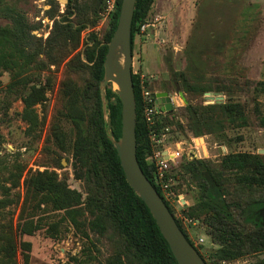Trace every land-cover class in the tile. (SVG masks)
<instances>
[{
    "label": "trees",
    "instance_id": "obj_1",
    "mask_svg": "<svg viewBox=\"0 0 264 264\" xmlns=\"http://www.w3.org/2000/svg\"><path fill=\"white\" fill-rule=\"evenodd\" d=\"M120 1L117 0V8L102 37L97 39L90 35L85 49L79 52L80 33L95 25L103 0H68L64 11L58 14L50 11L48 18L52 19V26L45 39L32 33L39 25L31 24L22 8L8 0H0V19L6 21L0 24V75L9 73V90L19 92L23 102L20 117L27 123V134H32L41 124L35 108L45 100L46 87L41 85V72L68 58L65 63L67 76L61 83L63 103L59 113L71 122L73 137L67 147L66 134L57 122L51 124L50 136L57 148L71 152L74 178L82 181L84 188L83 192L70 188L65 179L52 170L29 173L24 180L25 196L16 228L13 232L11 227L0 235V264H18V248L22 251L23 264L28 263L30 243L18 241L16 237L41 230V219H34L36 209L62 211L60 221L69 222L86 238L89 233L104 237L110 229L112 249L100 264H177L150 211L126 182L101 110L98 84L103 80L106 44L116 27ZM55 3L50 1L53 6ZM152 3L153 0H136L131 49ZM75 73H85L87 77L79 84L69 76ZM175 80L181 81V87L190 92L224 91L223 87L213 88L202 85V81H189L185 72L175 75ZM132 81L136 105V157L144 175L162 197L153 180V163L148 159L151 151L149 129L143 117L139 80L133 73ZM105 97L110 131L113 138L118 139L121 103L110 83ZM183 115L185 125L178 121L169 123L194 136L220 133L248 121L244 104L231 98L221 103L186 104ZM256 117L264 127V114L258 112ZM178 160H181L178 168L189 175L198 190L196 201L187 206L183 214L206 225V232L218 244L211 258L228 261L245 253H264V155L228 152L217 161L182 155L169 163L170 168ZM24 169L25 165L18 158L6 163L5 157H0L3 196L19 186ZM28 201L33 203L32 212L24 217ZM9 202L0 199V209ZM165 204L174 214L166 201ZM175 221L193 245L180 221L176 218ZM58 224H50L47 228L54 237ZM251 264H264V256Z\"/></svg>",
    "mask_w": 264,
    "mask_h": 264
},
{
    "label": "rangeland",
    "instance_id": "obj_2",
    "mask_svg": "<svg viewBox=\"0 0 264 264\" xmlns=\"http://www.w3.org/2000/svg\"><path fill=\"white\" fill-rule=\"evenodd\" d=\"M8 1L25 11L31 24L39 25L35 29L43 26L42 17L48 18L50 11L55 14L64 11L68 2L54 0L57 3L53 6L51 0ZM56 4L58 9L55 11ZM100 11L95 25L81 31L77 51L83 52L90 35L97 39L102 37L108 21L100 17ZM5 22L0 19V24ZM145 23L148 26L144 32L136 34L132 48L131 70L138 77L140 86L142 75L144 88L151 91L178 90L184 94L183 106L202 104L203 95L209 91L203 94L190 92L181 87V81L175 80V75L185 72L189 81H202V85L213 88L223 87L224 91L210 92L220 94L222 102L228 98L241 102L248 113V121L239 127L194 136L169 123H186L183 106L175 108L161 118V126L167 129L165 143L175 148L177 142H184V149H190L185 155L190 159L211 161L221 159L228 152L258 153V150H264V127L259 125L256 117L258 112L264 114V0H153ZM67 59L41 72V85L46 87L45 100L35 106L41 124L32 134L25 132L27 123L20 117L23 102L19 92L8 88L11 81L9 73L0 75V157H5L6 163H13L18 158L25 165L19 186L10 189L8 195L1 193L3 176L0 175V199L10 201L0 209V235L11 227L13 232L16 228L25 196L24 180L29 173L52 170L59 178L65 179L70 188L84 191L82 181L74 178L71 152L57 148L50 136L51 124L57 122L66 134L67 147L73 137L71 122L59 113L63 103L61 83L67 76ZM69 76L81 84L87 74ZM111 88L113 91L116 89L113 83ZM149 140L151 151L148 159L152 161L158 147L151 137ZM258 154L264 155V152ZM180 161L169 168L171 196L165 200L208 264H251L262 258L264 253H245L228 261L211 258L210 254L218 248V244L206 232V225L183 214L184 209L196 201L198 190L189 175L178 168ZM181 197L185 204L176 202ZM32 204L26 202L24 217L32 212ZM62 214V211L36 209L34 219H41V230L32 235L15 236L18 241L30 243L27 264L103 263L112 249L111 230L104 237L89 233V238H86L69 222L60 221ZM57 222L58 231L54 237L47 228ZM21 252L18 248V264H23Z\"/></svg>",
    "mask_w": 264,
    "mask_h": 264
},
{
    "label": "water",
    "instance_id": "obj_3",
    "mask_svg": "<svg viewBox=\"0 0 264 264\" xmlns=\"http://www.w3.org/2000/svg\"><path fill=\"white\" fill-rule=\"evenodd\" d=\"M66 1V0H64ZM136 0H121L116 27L107 42L103 68V80L99 85L101 110L108 129V137L119 158L126 182L150 211L160 233L167 242L177 264H206L197 249L189 242L179 228L175 218L166 206L160 194L144 175L136 157V105L132 81L131 23ZM109 83H115L114 89L121 103L120 137L113 138L111 120L107 109L108 100L105 89ZM209 103H221L218 93L206 92ZM164 108L171 110V104L165 91L155 93ZM264 150H258L263 153Z\"/></svg>",
    "mask_w": 264,
    "mask_h": 264
},
{
    "label": "built area",
    "instance_id": "obj_4",
    "mask_svg": "<svg viewBox=\"0 0 264 264\" xmlns=\"http://www.w3.org/2000/svg\"><path fill=\"white\" fill-rule=\"evenodd\" d=\"M117 8V0H103L102 8L99 13L100 17L104 21H110ZM43 26L39 29H34L33 33L37 37L46 38L49 34L52 20L48 18H41ZM148 25L144 22L139 27V32H144L145 28ZM47 28V30H46ZM134 74V73H133ZM141 78V86H140V95L143 102V117L145 123L149 129V137L153 140L155 145L158 147L153 153V180L154 183L158 186L162 193V199L165 202V198L167 196H171L170 185L172 178L170 176L169 168L170 162H175V160L182 155H188L190 149H184V142H177L175 148H172L169 144L165 143V138L167 135V130L163 126H161V118L169 111L164 108L165 101L159 100L160 98L155 95L157 92H162L160 90L151 91L143 86V76ZM167 93V97L169 99V103L171 104V110L181 107L184 105V94L178 90L173 91H165ZM203 103H208L209 100L207 98V94H204ZM170 110V111H171ZM193 141V139H192ZM177 203L182 205L184 199L178 198ZM174 218L177 219L175 214H172Z\"/></svg>",
    "mask_w": 264,
    "mask_h": 264
},
{
    "label": "bare ground",
    "instance_id": "obj_5",
    "mask_svg": "<svg viewBox=\"0 0 264 264\" xmlns=\"http://www.w3.org/2000/svg\"><path fill=\"white\" fill-rule=\"evenodd\" d=\"M113 86L116 87L115 83H113Z\"/></svg>",
    "mask_w": 264,
    "mask_h": 264
}]
</instances>
